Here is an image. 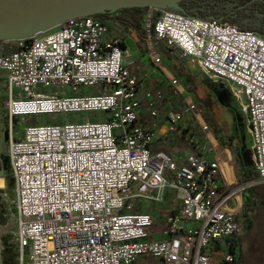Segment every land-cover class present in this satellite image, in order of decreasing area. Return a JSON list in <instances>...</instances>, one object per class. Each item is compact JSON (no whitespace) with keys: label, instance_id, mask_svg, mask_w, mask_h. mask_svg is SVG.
<instances>
[{"label":"built area","instance_id":"obj_1","mask_svg":"<svg viewBox=\"0 0 264 264\" xmlns=\"http://www.w3.org/2000/svg\"><path fill=\"white\" fill-rule=\"evenodd\" d=\"M147 9L148 59L166 75L164 85L142 80L113 12L0 40L11 118L102 113L29 124L8 139L19 264H240L231 239L245 230L243 193L264 186V37L216 19ZM157 44L229 85L250 135L255 180L241 182L230 162L228 181L194 138L182 159L156 143L161 121L180 135L179 124L196 121L201 107L166 73ZM167 191L172 206L154 207Z\"/></svg>","mask_w":264,"mask_h":264},{"label":"rangeland","instance_id":"obj_2","mask_svg":"<svg viewBox=\"0 0 264 264\" xmlns=\"http://www.w3.org/2000/svg\"><path fill=\"white\" fill-rule=\"evenodd\" d=\"M259 18V15L252 14L249 20L253 23H257ZM132 37L135 38L134 44L130 39H127V46L130 50L136 49L140 54V38H137L135 35ZM157 46L163 61L169 68H173L174 60L169 55L167 49L163 45L157 44ZM173 54L177 56L176 52H173ZM145 57H148V51ZM209 86L214 88L211 96H208L207 92L201 88L200 95L198 94L195 98L192 97L193 100L201 106L199 108L200 112H195L197 120L195 121V119L192 118L186 119L184 122L190 125V128H192L195 134V140L199 144L211 151H227L228 153H225V157L233 164V169L237 171L240 165L241 169L244 171V169L252 163L251 141L250 135L246 130L244 115L240 111L239 100L227 89L229 85L225 82L217 85L209 83ZM14 95H18V88L15 89ZM7 97L6 78L3 72L0 71V182H2L0 186V264H19L21 252L14 241L17 221L14 212L10 211V206H14V202L11 200L13 197H10L13 194L14 188L13 186L9 188L7 184L8 172L4 169L9 165V159L7 157L8 139L11 135L14 139L20 138L23 133V128L29 124L49 121H82L87 117L90 119H97L102 113H75L60 115L58 118L36 115L11 118L7 111ZM206 112L209 113L211 117L213 116L216 125L220 128L223 135L222 141L227 143L228 138L232 141V146H227V144L220 143L217 140L213 127L204 117ZM205 124L208 126V129L203 128ZM236 153H238V161ZM232 173L234 174V172ZM257 189L264 194V186H258ZM238 238L240 244L239 250L237 251L239 262L241 264H264V215L257 217L252 230L247 231L242 229Z\"/></svg>","mask_w":264,"mask_h":264},{"label":"trees","instance_id":"obj_3","mask_svg":"<svg viewBox=\"0 0 264 264\" xmlns=\"http://www.w3.org/2000/svg\"><path fill=\"white\" fill-rule=\"evenodd\" d=\"M181 10L177 9H169L172 11H176L179 13H183L186 15L206 18V19H216L220 22H228L232 24H236L240 28L249 29L257 34L264 37V0H181L179 2ZM147 7H132V8H121L113 14H115L118 21L123 25L124 29L127 33H131L135 35L137 38L143 39L145 37V33L140 29L142 14L141 10ZM112 13L110 11L105 14H99L95 17L103 18L106 17L107 14ZM252 14H257L260 16L257 23H253L249 20V17ZM164 46V45H163ZM171 58L174 60L173 70L177 73V75L182 74L184 70V65L182 58L178 55H174L171 52V49L164 46ZM209 109V108H207ZM205 119L209 122V124L213 127L217 140L221 143H225L222 141L223 135L220 131V128L216 125L213 116L211 117L209 113L206 112L204 114ZM227 146H232V141L227 138ZM8 157V156H7ZM237 161L238 153H236ZM9 159V158H8ZM8 172L7 176V184L9 188L13 186L14 188V180L12 176V170L10 163L8 167L4 168ZM239 171V180L241 182L252 181L257 178V172L253 166H247L244 171L241 169V166H238ZM258 186H251L244 190V203H243V217H244V227L245 230L250 231L253 229L257 217L264 215V194L260 192ZM10 211L14 212L15 207L10 206ZM8 238V237H7ZM234 249L235 246H239V238H232ZM16 245V243H15ZM17 246V245H16ZM239 260V258H238ZM241 264V263H240Z\"/></svg>","mask_w":264,"mask_h":264},{"label":"water","instance_id":"obj_4","mask_svg":"<svg viewBox=\"0 0 264 264\" xmlns=\"http://www.w3.org/2000/svg\"><path fill=\"white\" fill-rule=\"evenodd\" d=\"M181 0H0V40L28 38L76 16H97L121 8L181 10Z\"/></svg>","mask_w":264,"mask_h":264},{"label":"crops","instance_id":"obj_5","mask_svg":"<svg viewBox=\"0 0 264 264\" xmlns=\"http://www.w3.org/2000/svg\"><path fill=\"white\" fill-rule=\"evenodd\" d=\"M147 12H148L147 8H144L143 10H141V14L143 18L141 21L140 29L143 31H144L143 23H144V19L147 16ZM132 36L133 35L131 33H127L125 37V45L127 49L129 50V52L134 54V56L136 57V60H140V75L142 77V80L146 84L150 83V85H153V86L155 85L159 86L161 84L164 85L165 82L167 81L166 80L167 77L164 74V72L160 68L152 65L148 57L147 58L145 57L146 52H147L146 51L147 44H146L145 37L143 39H141L140 37V54H139L136 51V49L130 50L127 46V43H126L127 39H130L134 44L135 38ZM181 62H183V65L185 68L182 71V74L180 76V75H177V73L173 70V68H169L167 64L163 61L166 67V73L176 77L179 80L181 86L184 88L185 92L189 96L195 98L198 94L200 95L201 90H202L201 88H203L207 92L208 96H211L212 92L214 91V88L210 87L209 83L214 84V85L222 83V82H218V83L211 82L200 69L190 65L184 59H182ZM227 89L230 90L229 87ZM162 110H164V108ZM178 130H180L181 132L180 135L179 134H171V135L168 134L167 128H166V122L161 121L158 124V128H157L158 136L156 138V143L159 146H161L163 149H165L166 151L170 152L176 159H182L187 148L191 147L193 143L195 144V142L191 143L189 139L190 138L196 139V138H195V134L192 128H190V125H187L184 121H182L179 124ZM206 153L210 158H217L219 161L225 158V150L224 151L214 150V151H209ZM237 171L239 173V169ZM173 203L174 201L171 197V192L167 191L165 200L158 206H154V207L160 208V209H168L172 206Z\"/></svg>","mask_w":264,"mask_h":264},{"label":"bare ground","instance_id":"obj_6","mask_svg":"<svg viewBox=\"0 0 264 264\" xmlns=\"http://www.w3.org/2000/svg\"><path fill=\"white\" fill-rule=\"evenodd\" d=\"M225 153H228L225 151ZM220 165L223 169V173L226 177L227 180H232L233 179V171H232V166L231 163L228 161V159L225 157L223 160L220 161ZM2 182H0V186Z\"/></svg>","mask_w":264,"mask_h":264},{"label":"flooded vegetation","instance_id":"obj_7","mask_svg":"<svg viewBox=\"0 0 264 264\" xmlns=\"http://www.w3.org/2000/svg\"><path fill=\"white\" fill-rule=\"evenodd\" d=\"M110 14V13H109ZM109 14H107V15H109Z\"/></svg>","mask_w":264,"mask_h":264}]
</instances>
